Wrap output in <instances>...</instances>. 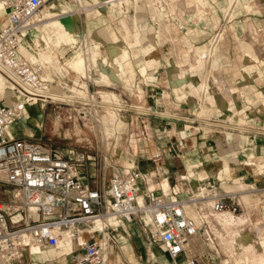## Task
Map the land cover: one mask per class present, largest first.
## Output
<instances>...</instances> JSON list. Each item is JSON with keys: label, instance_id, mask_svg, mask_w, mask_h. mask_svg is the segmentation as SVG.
Wrapping results in <instances>:
<instances>
[{"label": "built area", "instance_id": "1", "mask_svg": "<svg viewBox=\"0 0 264 264\" xmlns=\"http://www.w3.org/2000/svg\"><path fill=\"white\" fill-rule=\"evenodd\" d=\"M47 1L0 0L5 10L0 19V75L11 80L10 74L19 82H6L0 94V180L9 187V204H0V256L9 264L31 243L48 249L67 232V264H103L109 261L122 221H136L147 243L159 246L172 264L208 260L210 253L202 245L219 255L211 218L223 211L243 213L237 193L220 190L219 180L198 179L189 188L185 183V191L174 184L164 192L157 166L161 154L155 152L147 171L131 162L112 165L104 184L90 187L76 170L88 155L67 158L45 142L10 133L12 125L27 116L30 104L52 101L42 93L55 82L46 78L48 62L29 59L21 51L30 32L39 31L36 15ZM12 95L21 99L10 102ZM152 179L155 187H149ZM186 180L185 174H178L176 181Z\"/></svg>", "mask_w": 264, "mask_h": 264}, {"label": "crops", "instance_id": "2", "mask_svg": "<svg viewBox=\"0 0 264 264\" xmlns=\"http://www.w3.org/2000/svg\"><path fill=\"white\" fill-rule=\"evenodd\" d=\"M138 1L132 0L131 6L135 7ZM153 1L144 0V6H148V3L152 4ZM174 1V5L168 6L167 10L161 11L156 8V11L161 13L162 16L158 19V22L165 21L166 28L173 32L176 26L171 20L174 21L179 28L180 35L183 23L179 21H183L186 17L180 16L177 11L179 9L182 11L179 3L184 2L185 5V0ZM191 1L194 4L195 0ZM226 3L225 0L220 2L223 5ZM240 4L239 10L234 13L233 9L230 15L233 16L232 19H229L231 29L228 30L227 35L225 34L230 44L227 48L226 46L224 47L223 56L218 61V66L222 69V78L227 88V94L231 101L227 99L225 92L215 88V78L210 79V90H206V85L203 89L196 87L198 80L204 79L205 62L202 57L204 48L195 53L200 64L193 63V65L188 66L182 63L176 53L171 56L173 51L171 43L168 46L155 44V40H152V38H157L161 41L162 37L167 36L166 33L162 34L158 29L155 32H151L150 29H146L148 32L143 34L141 32L139 37L143 40H139V44L135 43L137 32H134V34L132 33L133 31L121 35L119 32L112 30L106 33L111 38L109 43L103 40L98 41L106 49L108 46H114V38H123L125 35L129 38L126 44V52L127 54L134 53V55L131 57L133 73L130 75L132 79L128 81V90L121 88L120 77L112 74V89L109 91L119 98L121 92L129 99L130 106L134 107L135 99L130 96L134 91L141 93L140 106L145 111L139 112L134 108V110H130V113L126 114V123L124 126L123 124L121 125L123 129L118 132L129 134V136L134 134L137 136V140L133 141L132 148L126 145V149L121 151L124 155L121 156L127 158L138 170L145 172L151 167L149 162L151 155L155 152H160L161 155L157 166L159 167V178H163L162 180L165 182L161 184L163 189L168 186V182L169 185L176 184L178 174H185L189 182L194 186L200 182L198 179L202 178L212 181L219 180V174L230 186H234L238 181L251 187L264 185V163H254L264 161V54H257L258 50L255 47V50L251 49L249 51L250 58L248 55H244L239 60L237 55L242 50L238 51L235 45L231 46L235 39L246 37L248 22L251 21L253 23L251 24L255 30L256 27L254 25H264V0H241ZM157 5H161V3ZM96 6L99 7V4ZM169 7L172 12L175 11L174 15L169 13ZM200 8H202V11L205 10L203 6ZM156 11L151 7L149 9L145 8V14L142 17L144 27L152 19H156ZM100 15L104 16L101 12ZM189 15L187 13L188 17ZM225 15L227 14L225 13ZM132 16L134 18L135 13L129 12V21ZM206 19L209 24H216L219 17L212 14ZM167 23H170V28L167 27ZM151 26L149 25V27ZM70 32L73 36L75 30L70 28ZM223 32L225 33L224 30ZM204 33L206 34V31L199 28L192 33L194 36L191 34L189 36L201 37L204 36ZM85 36L88 37L89 32ZM180 36L183 37V35ZM164 42L167 41L164 40ZM149 43L155 45H150ZM94 45L98 46V44ZM245 47L246 45L240 46L241 49ZM174 49L176 51L178 47L174 46ZM148 53L149 57L142 56ZM135 56L139 57L135 59ZM174 56L175 58H173ZM151 59H154V62H151ZM180 67L186 68L188 73V76L184 77V79L178 76L181 75ZM183 80L185 82L178 86L177 84ZM212 86L213 89H211ZM235 87L237 89L234 91ZM101 90L104 89L95 91L98 93ZM165 93L166 95H164ZM195 101H198V105ZM40 106L41 103H39ZM203 106L206 108L205 114L204 109L202 110ZM193 111H197V113L199 111L209 121H199L200 118H197L199 124L196 125L194 123L191 124L189 121L188 123L186 119L182 121L165 115L168 112H177L178 114L181 112L189 115ZM25 119V117L21 118V120ZM41 121L39 117L35 124L36 128H40ZM107 121L116 122L118 125L125 122L119 123L115 119ZM10 133L13 136H29L25 135L23 131L13 132L12 127ZM119 145L115 146V148H119ZM248 161H250L249 164ZM121 164L119 161H114L113 164L108 163L110 166L109 172L112 165ZM224 168H227L225 173L222 172ZM259 168L262 171H259ZM190 171L191 176L189 177L188 173ZM77 173L80 174V170H77ZM80 176L90 187H100L106 180L104 176L98 183L93 184L84 175ZM160 183L159 186L161 187ZM150 184L155 183L149 181ZM143 187L144 184L140 183L139 188L142 189ZM121 224L116 231L117 242L113 244L110 261L115 264H172L162 250L163 253L157 247L147 243L145 233L136 221L131 223L122 221ZM152 248L157 253L155 255V252H153V258L151 255ZM35 249L33 248V250ZM35 252L38 253V250H35ZM56 257L59 263L65 262V254H60ZM200 263L210 264V260L202 259L199 260Z\"/></svg>", "mask_w": 264, "mask_h": 264}, {"label": "rangeland", "instance_id": "3", "mask_svg": "<svg viewBox=\"0 0 264 264\" xmlns=\"http://www.w3.org/2000/svg\"><path fill=\"white\" fill-rule=\"evenodd\" d=\"M98 1L100 0H48L45 3L46 6L54 5L53 11L55 12L77 9L76 15H74V20L77 23V25L76 28L74 29L75 32L73 33L72 41H68L60 37L61 42L60 44H57L59 46L51 45L52 43H49L48 46L46 45L48 43H45L46 39H44L43 37L46 31L39 26H38L39 31H35V35L37 36L36 42L39 44L37 46L39 48V51H37V54H35L34 57L41 61L48 62V69L46 75L49 79L52 77L55 80V82L51 86V90L65 95H69L71 96V98L65 100H54L46 103L40 102L41 103L40 107L37 105L30 104L28 106L29 116L25 120L20 119L12 125L13 132L23 131V133L25 132V135H29L27 137L33 140H39L45 142L46 144L57 148L67 158L69 157L73 158L74 156L79 154H83L84 156L88 155L89 158L83 161L80 165H77L76 167L78 171L80 170L79 175H84L86 179L93 184L98 183L99 180H102L104 176L105 179L108 177L110 173L109 172L110 166L106 162L113 164L114 161H119L124 165L128 164L129 162L128 159L122 157L124 154L121 151L123 149H126V145H129V147L132 148L133 141L137 140V136H135L134 134L129 136V134L119 133L118 131L123 129L121 125L122 124L123 126L125 125L126 123L125 116L127 113H130V110H134L135 108L139 112L145 111L143 107L140 106L141 93H137V91H134L133 94H131L130 97L132 99L133 98L135 99L134 101L135 107H134V106H130L129 103L130 101H128L129 99H127V97L124 96L120 91H117L120 92L122 96V97L120 96V98L117 97V95L115 94L114 97L111 98V94L113 93L109 91L112 89L111 88L112 74L117 76V73L115 71L116 68L114 69V67L119 65L116 62H114L115 55L118 53L119 49L127 50L126 44L129 38H127L126 35L125 37L123 36V38H119V39L114 38L113 39L114 46L113 47L108 46L106 49L102 47L101 43H99L98 41L103 40L109 43L111 41V38L108 37L107 36L108 34L106 33H109L112 30L119 32L121 35L133 31L132 33L137 32V36L135 37V43L139 44V42L143 40L142 38L139 37L141 32L143 34L144 32H148L149 29L151 30V32H155L158 29L160 32H162V34L166 33L167 36L162 37L161 41L158 40L157 38H152V40H155V44H164V46H168L171 43L173 46V51L171 52V56L173 53H176L180 57V60L182 61L183 64L191 66L193 65V63L194 64L196 63L199 65L200 61L197 60L195 53L203 50L205 46H208L209 43L215 38V36L219 32L224 30L225 34L226 35L228 34V30L231 29L229 19L233 18V16H230L231 13L233 12L232 10L234 9V13H236L241 5L240 4L241 0H231L230 1L231 4L229 3V0H225L227 2L225 5L220 4L222 0H195L196 3L194 2V4H192L191 0H185V7H181L182 11L181 9L177 11L178 14H180V16L186 17L185 18L186 20L184 19L183 21H179L183 23L181 28L182 32H180V35H183V37H181L179 35V28L174 21L171 20V22L176 26V29L173 32L169 31L166 28L165 21L158 22V19H160L162 16L161 13H158V11H156V8H158L161 11L163 10L165 11V9L167 10L168 6L174 5L175 3L174 0H154L152 4H149L147 2L148 6L146 7L144 6V0H139L138 2H136L135 7L131 6L132 0L127 1L129 11L125 13L127 14L125 17V23H126L125 28L119 27L120 24L118 21L120 18L123 17L124 13L117 8V5L116 4L104 5V6L100 5L97 8L95 6L96 4H98ZM159 3H161V5H157ZM227 4H230V6L228 5L229 8H227ZM84 5L93 6V7L90 10L85 11L82 9V6ZM192 6H193V10L190 9V7L192 8ZM201 6L205 7L204 11H202V8H200ZM149 7H151L154 11H156L157 16L156 19H152L151 22H149L148 25L144 27L142 17L145 14L144 13L145 8L149 9ZM188 8L189 10H187ZM226 8L230 12L229 15H225L227 11ZM92 9L93 10L95 9L94 11L98 13L96 12L94 13ZM168 11L173 15L175 14V11L172 12L170 10V7L168 8ZM100 12L104 16H101ZM129 12L135 13L134 18L132 16L130 21L128 19ZM187 13L190 14L189 17L187 16ZM212 14L219 17V20L216 24H212V23L209 24L206 19V17H209ZM3 18L4 16L0 17V19ZM111 21L113 22V25ZM115 24L116 25L119 24V25L116 26ZM149 25L152 26L149 27ZM254 26L256 27L255 35H257L254 36L255 39L250 38V35H248V32L246 31V37L241 39H235L234 43L231 44V46L235 45V48L238 51L242 50V52H240L237 55L239 60L244 55H248L249 57H251L249 51L251 49L255 50V47L258 50L257 54L260 53L264 54V25H258V26L254 25ZM199 28L206 31V34L204 33V36L201 37L189 36V34L193 35L192 33H194V31L196 32L197 29ZM118 29L119 30L122 29V31L121 30L118 31ZM146 29L148 30L146 31ZM53 30H54L53 38L59 36L58 32L55 31V29ZM87 32H89L88 37L85 36L87 35ZM175 36L176 38L178 37V39H176ZM164 40H166L167 42H164ZM222 43L224 46H226V48L230 44L227 37L222 41ZM87 44L88 46L91 47V50H97V52L99 51L98 54L102 53V55L106 56V58L109 60L108 63L110 64H108L109 68L106 67V76H101L102 66L101 64H99L100 62H97L95 63V65L93 64L91 66L90 70L88 71L89 72L88 76L86 77L80 76L79 74H76L75 72L69 69L67 63L69 64V62L76 55L77 52L87 53L86 50L88 48L86 47ZM94 44H98V46ZM155 44H150V45H155ZM245 45H246L245 48L242 49L240 48V46H245ZM174 46L178 47L176 51L174 49ZM81 48L82 49L84 48L86 51L84 49L82 50ZM133 55L134 53L133 54L128 53V57H129L128 59L130 61L128 60V64H127L129 67L126 65V69H127L126 76L125 75L117 76L120 77L121 79L120 80L121 88L123 87V89H127L129 87L128 81H130V75L133 73V69L131 67V57ZM142 56L149 57V53L143 54ZM138 57L135 56V59ZM150 61L154 62V59H151ZM178 76L184 79V76L181 75ZM105 77L107 79H105ZM184 82L185 80L180 81L179 84L177 85L179 86ZM86 89L90 90L92 93L88 94ZM98 89H104V90H101L100 92L96 93L95 90ZM236 89L237 88L235 87L234 91ZM104 92L108 93V96L110 95L109 96L110 98L107 97L105 100V97L102 96V93ZM98 95H101V97ZM164 95H166V93ZM196 96L200 98L198 95ZM201 99H202V94H201ZM8 100L12 102L14 100V95H12V97L9 98ZM195 102L198 105V101ZM42 105H43V110L41 111ZM120 106H122V108L118 110L117 108H119ZM202 110L204 111L205 114L206 108L204 106L202 107ZM165 115L182 121L186 119L187 122L192 121V123L191 122L190 123L191 124L194 123L196 125H198L199 121L201 120L203 121L206 120L207 122L209 121L199 111L198 113L197 111H193L189 115L181 112L179 114L177 112H173V113L168 112L165 113ZM31 116L34 117L33 120H30ZM105 116L109 118H106ZM110 116H114L115 119L117 120L121 118L122 121L125 122L124 123L119 122L120 123L119 125L116 122L111 123L107 121L111 119ZM39 117L40 120L42 121L40 124V128H36L35 124L39 119ZM197 118H200V120L197 121ZM66 131H68V134L66 133ZM119 137L121 140L119 139ZM117 145H119V148H115V146ZM127 155L131 157L129 154ZM254 163L263 164L264 161L254 162ZM255 170L257 171L256 168ZM188 175L189 177L191 176V171L188 173ZM155 180L156 179H152V182H155ZM159 180L160 179H158V181ZM219 180H220V187H219L220 190L227 191L225 189L228 188L230 189L228 191H233L237 193L239 208L242 209L243 213H245V211H248L252 220H255L256 217H260L262 216V214H264V185L263 186L254 185L253 187H251L248 184L238 181L234 186H230L224 181V179L219 178ZM160 182L162 183V181ZM175 185L177 186V188H182V190L185 191V188H183V184H181L179 181H177ZM169 187L170 185L168 182V186H166L165 188L166 190L164 189L165 192L168 191L167 188ZM240 188L248 189V190L247 192L246 191L240 192L241 191L239 190ZM249 191L250 193L248 194ZM243 196L244 197L246 196L247 200ZM0 204H9V187L2 180H0ZM240 209H238L237 212H239ZM241 214H237V215L233 214V216L236 217ZM211 221L212 224L210 225L212 226L214 233L216 235V242L218 243L217 249H219L220 254L217 255L214 251H208L207 248L204 247V245H202V248L204 249V251L210 253L209 255L210 264H231L232 262L231 257L229 258V256L227 257L224 256V253L225 255H227V252L223 249V245L219 243L220 241V237L218 235L219 225L215 224V222L213 221V217L211 218ZM231 232H228L229 235L227 233V236L230 237V235L232 234ZM63 234H65L66 237L69 239V237L65 232ZM63 234L59 238H62ZM223 234H226V232H224ZM152 245L153 247H157L161 251L159 246H157L156 244L155 245L152 244ZM33 248H36L35 250L40 249L35 245L33 246L29 245L26 248L21 258L17 260H11L9 264H67L69 253L65 255V262L59 263L58 258L56 256H49L45 260L38 258L37 255L35 256L37 252H35ZM153 252L155 251L152 248V254H151L152 258L154 257ZM161 253L163 252L161 251ZM156 254L157 253L155 252V255ZM0 264H6V261L0 258ZM106 264H113V262L107 260Z\"/></svg>", "mask_w": 264, "mask_h": 264}, {"label": "bare ground", "instance_id": "4", "mask_svg": "<svg viewBox=\"0 0 264 264\" xmlns=\"http://www.w3.org/2000/svg\"><path fill=\"white\" fill-rule=\"evenodd\" d=\"M127 1H129V0H100V1H98V4H99V6L100 5L104 6V5L116 4L117 8H119L120 11H122L124 13L123 17L120 18L118 21L120 25L119 24H117V25H119V27H121V28L122 27L125 28L126 27L125 17L127 15L125 13H127V11H128ZM230 1L231 0H229V3L231 4ZM230 4H227V8H229L228 5L230 6ZM179 5H180V7H185L184 2H180ZM92 7L93 6H85L84 5V6H82V9L86 11V10H90ZM95 7H98V6H95ZM53 8H54V5H49V6L44 5V7L36 15V19L38 20V22H37L38 26L46 31V33L43 37H44V39H46L45 43H48V44H46L48 46H49V43H52L51 45H54V46L57 44H60V42H61L60 37L66 39L68 41H72L73 36L70 32V28L75 29L76 25H77V23L74 20V15H76L77 9L76 10L62 11V12H55V11H53ZM227 8H226V10H227ZM190 9L193 10V6H192V8L190 7ZM94 10L92 9V11H94ZM187 10H189V8ZM4 12H5L4 8L0 5V17L4 16ZM95 12L96 11H94V13ZM96 13H98V12H96ZM229 13H230L229 10H227L226 14L228 15ZM166 25H167V27L170 28V23H167ZM53 29H55V31L58 32L59 36H56L53 38V36H54V30ZM120 30L122 31V29H120ZM120 30L118 29V31H120ZM247 32H248V35H250V38L255 39L254 36H257V35H255L256 30L252 26L251 22H248ZM29 36H30L29 38H31V39H29L28 43L25 44V46H23L21 48V51L27 58L33 60V59H35L34 55L37 54V51H39V48L37 47L39 44L36 42L37 36L35 35V32H30ZM175 38H176V36H175ZM175 38H174V40H175ZM225 38H226L225 33L223 31H221L215 36V38L209 43L208 46H205V48L202 52V57L204 58V62H205L204 79L198 80V82L196 83V87L198 89H200V88L203 89L206 85V90H210V88H209L210 79L215 78V86H216L215 88L225 92L227 99L229 101H231V98H229V96L227 94V88L225 86V82L222 78V69L218 66L219 58L223 56V49L225 46L223 45L222 41ZM176 39H178V37ZM57 46H59V45H57ZM86 47H88V48L87 49L85 47L84 48L87 50V53L86 52H77L76 55L72 58V60L70 59L71 61L69 62V64L67 63L69 69L75 73H78L79 75H81L83 77H86V76H88V73H89L88 71L90 70L91 66L93 64L95 65V63H97V62H100L99 64H101V66H102L101 76H106V67H108V64H110V63H108L109 60L106 58V56H103L102 53L98 54L99 51L97 52V50H91V47L88 46V44ZM128 58L129 57H128V54H127L125 49H119L118 50V53L115 55V59H114L115 60L114 62L119 64V65L114 67V69L116 68L115 71L117 73V76H124V75L126 76V73H127L126 65L128 64V60H129ZM173 58H175V56ZM249 58H248V61H249ZM179 69H180L181 76H184V77L188 76L186 68L180 67ZM9 76L11 77V80H10V78H8L6 76L0 75V94L2 92V87L6 82L13 83L12 80L18 82V80L16 78H14L12 75L9 74ZM46 78L49 79L47 77V75H46ZM105 79H107V78L105 77ZM206 80H207V82H206ZM211 89H213V86L211 87ZM42 93L46 97H49L50 99H52V101H54V100H65V99L71 98V96H69V95H65V94H62V93H59L56 91H52L51 89L46 90V91H42ZM99 96L101 97V95H99ZM102 96L105 97V100L107 97L110 98L109 97L110 95L108 96V93H106V92L102 93ZM113 97H114V94L113 95L111 94V98H113ZM18 99H21L20 96L14 95L13 101H16ZM40 102H44V101L40 99L39 103ZM25 114L27 116L26 117L24 116V117L27 118L29 116L28 115V107L25 110ZM110 117H111L110 121L115 119L114 116H110ZM106 118H109V117H106ZM33 119H34V117L31 116L30 120H33ZM115 120H117V119H115ZM117 122H122V119L119 118L117 120ZM66 133L68 134V131H66ZM249 163H250V161H248V164ZM259 171H262V169L259 168ZM222 172H224V173L227 172V168H224ZM219 178H222L221 174H219ZM185 179H187L186 175H185ZM162 182H163V180H162ZM179 182L181 184L186 183V184H188V187H192V184L189 182L188 179L186 180V182L185 181L184 182L179 181ZM154 185L155 184H150L149 187H155ZM161 187H162V185H161ZM162 189H163V187H162ZM231 189H234V188H231ZM225 190L228 191L230 189L226 188ZM239 190H241L240 192H242V191L247 192L248 189H241L240 188ZM164 192H165V190H164ZM195 192H197V191H195ZM249 193H250V191L248 192V194ZM247 196H249V195H247ZM244 198L246 199V196ZM137 200L139 203H141V201H142L141 195H138ZM213 221L215 222V224L219 225V227H218L219 228V234L218 235L220 237L219 243L223 245V249L227 252V256H229V258L231 257V260H232L231 264L232 263L233 264H264V214H262V216H260V217H256L255 220H252L248 211H245V213H242L241 215H238L236 217H234L230 211H223V212L218 213L215 216H213ZM210 222H211L210 224H212L211 220H210ZM215 224H214V226H215ZM96 225L99 226L100 223H98ZM214 228H216V227H214ZM224 232H226V234H223ZM228 232L232 233L230 235V237L227 236ZM65 233L69 237L68 233L67 232H65ZM228 235H229V233H228ZM30 245L33 246L34 244L31 243ZM215 247L218 248L216 245H215ZM69 251H70V238L68 239L66 237V235L63 234L62 238L57 239L55 246L50 247L46 250L38 249V253H36L35 256L37 255L38 258L45 260L49 256H57L60 254L66 255L67 253H69ZM0 258H2L5 261L3 256H0ZM103 264H106V261Z\"/></svg>", "mask_w": 264, "mask_h": 264}]
</instances>
